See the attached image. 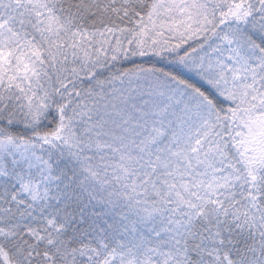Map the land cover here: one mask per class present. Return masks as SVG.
<instances>
[{
  "label": "snow or ice",
  "instance_id": "1",
  "mask_svg": "<svg viewBox=\"0 0 264 264\" xmlns=\"http://www.w3.org/2000/svg\"><path fill=\"white\" fill-rule=\"evenodd\" d=\"M0 264H264V0H0Z\"/></svg>",
  "mask_w": 264,
  "mask_h": 264
}]
</instances>
